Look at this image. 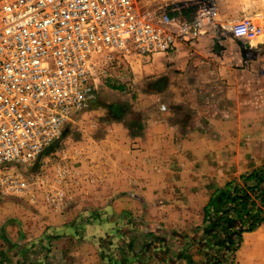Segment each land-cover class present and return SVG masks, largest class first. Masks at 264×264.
<instances>
[{
  "label": "crops",
  "instance_id": "1",
  "mask_svg": "<svg viewBox=\"0 0 264 264\" xmlns=\"http://www.w3.org/2000/svg\"><path fill=\"white\" fill-rule=\"evenodd\" d=\"M242 40L206 34L143 57L136 90L112 92L119 116L92 143L104 163L92 164V192L61 212L19 196L0 200V264H106L98 239L72 226L86 203L113 194H121L113 207L148 225L199 228L212 193L264 165V41ZM236 258L264 264V221L242 232Z\"/></svg>",
  "mask_w": 264,
  "mask_h": 264
},
{
  "label": "built area",
  "instance_id": "2",
  "mask_svg": "<svg viewBox=\"0 0 264 264\" xmlns=\"http://www.w3.org/2000/svg\"><path fill=\"white\" fill-rule=\"evenodd\" d=\"M219 2L0 0V193L28 188L27 167L93 97L101 58L149 57L222 30L250 41L264 29L249 15L219 22Z\"/></svg>",
  "mask_w": 264,
  "mask_h": 264
},
{
  "label": "rangeland",
  "instance_id": "3",
  "mask_svg": "<svg viewBox=\"0 0 264 264\" xmlns=\"http://www.w3.org/2000/svg\"><path fill=\"white\" fill-rule=\"evenodd\" d=\"M219 3L225 10L222 12L220 8L216 20L225 25L241 17L232 16L238 12L264 24V0H220ZM224 33L231 35L228 30L212 34L221 36ZM242 41L247 46L257 47L264 41V29L250 41ZM249 52L248 55L252 56L255 50ZM112 53L118 54L119 51ZM142 60V56L134 54L116 55L109 63L101 58L102 71L97 73L93 97L65 122L60 142L44 152L33 166L27 167L24 175L29 181L28 188L11 196L34 202L40 208L45 205L61 212L64 206L82 200V194L92 192L95 174L92 173V164H104L102 158L98 161L93 159L96 151L92 143L108 132L106 122L119 116L121 103L119 99L112 101V92L118 94L116 91L125 87L130 91L136 90L135 69ZM251 172L230 181L220 188L222 191L212 193L214 203L209 208L207 220L199 228L177 230L148 225L128 210L113 207L111 202L116 194L103 205L86 203L87 207L78 210L72 227L82 235L88 233L98 239L106 264H238L236 251L240 247L241 234L246 231L243 228L255 216L264 213V200H261L264 189L248 188L255 185L256 180L243 179ZM235 184L244 190L246 188L245 192L250 197L246 210H232V202L225 201L223 190H232ZM127 195L133 197V193ZM6 196L10 195L0 193V200ZM215 197L219 199L215 201ZM233 207L239 209V202H234Z\"/></svg>",
  "mask_w": 264,
  "mask_h": 264
},
{
  "label": "trees",
  "instance_id": "4",
  "mask_svg": "<svg viewBox=\"0 0 264 264\" xmlns=\"http://www.w3.org/2000/svg\"><path fill=\"white\" fill-rule=\"evenodd\" d=\"M243 179L245 181L251 180V179L256 180V184L253 186H248V188H251V189L262 188V189H264V166H262V168H260V169H254L249 175L243 176ZM245 190H246V188H245ZM245 190H244V188H240L236 184L232 187V190H223V192L225 193L224 197H225L226 202H232L233 205H234V202H236V201L239 202L240 208L238 209L236 207H233V205H232V210L236 209L237 211H239L241 209L246 210L248 208V202H249L250 197H249V195L246 194ZM219 191H222V190H219ZM218 199L219 198L217 197L215 199V201H217ZM220 199H221V197H220ZM261 200H264V196L261 197ZM212 203H214L213 197L210 198L208 204L205 207L204 211H205L206 217H208V215H209V211H210L209 208H210ZM206 220H207V218L204 219V222ZM262 221H264V213H260L259 216L258 215L255 216V218H253L250 222H248L247 226L244 227L243 230H246V231L252 230ZM231 243H232V241H231Z\"/></svg>",
  "mask_w": 264,
  "mask_h": 264
},
{
  "label": "water",
  "instance_id": "5",
  "mask_svg": "<svg viewBox=\"0 0 264 264\" xmlns=\"http://www.w3.org/2000/svg\"><path fill=\"white\" fill-rule=\"evenodd\" d=\"M61 138H62V135L60 134V135L55 139V141H54V142H53L48 148H46V149L44 150V152H47L48 150H50L51 148H53L55 145H57V144L60 142Z\"/></svg>",
  "mask_w": 264,
  "mask_h": 264
}]
</instances>
